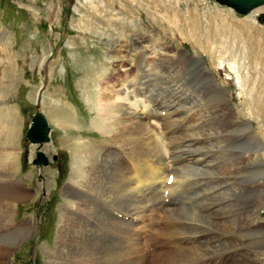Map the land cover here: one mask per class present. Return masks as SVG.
I'll return each instance as SVG.
<instances>
[{"label": "rangeland", "instance_id": "obj_1", "mask_svg": "<svg viewBox=\"0 0 264 264\" xmlns=\"http://www.w3.org/2000/svg\"><path fill=\"white\" fill-rule=\"evenodd\" d=\"M217 10L220 12L218 16ZM263 13L264 5L248 14H241L217 0H0V74H4L8 81L1 87V100L4 102L8 97L9 104L17 107L20 117L17 136L20 164L18 163L16 177L24 186L30 187L28 189L31 193L29 199L17 201L14 223L21 226L24 221H29L33 226L31 233L22 241L14 243L8 254L0 257V264H49L48 254L52 248H56L58 242L62 213L60 208L64 202L62 189L70 179L73 152L79 147V141L102 145L103 140L107 139V135L100 132L92 121L96 112L95 105L100 97V84L103 87L108 81L119 85L122 81L125 82V78H136L132 83L136 89L135 85L140 80L148 81L143 89L155 104L175 86L181 91L188 90V93L199 91L196 93L200 94L199 103L196 101L199 109L206 101V106L209 105L211 99L208 86L204 80L201 82L202 74L207 73L214 75L215 83L228 92V109L234 111L237 108L241 113V110H245V104L242 100L240 74L250 76L247 84L251 87L254 82V92H264ZM191 28H200L205 34L199 38L201 45L198 40L180 34V31H184L189 35ZM232 32H238V41L235 44ZM240 36L243 38L241 41ZM39 110L46 115L51 128L49 142L42 145L33 144L26 134L32 118ZM263 114L261 112L256 119L250 118L251 130L258 141L252 152L254 159L250 162L255 163L252 167L255 169L253 174L262 183V187L257 188L259 203L253 219L246 222L254 221L249 226L243 221V229L233 227L236 231L232 230L233 233H230L219 223L224 221V216L233 215L232 209L245 206L246 210V206L249 209L253 205L250 200H246L248 190L242 191V197H237L233 195V190H228V195L225 193L224 196L229 197L222 198L219 202L210 196L216 192L217 187L214 184V190L206 191L207 193L202 190L210 184L208 182L211 179H217L215 174L205 169L179 170L178 173L174 170V173H168L169 177L165 182L168 186L165 189L156 188V195L159 194V201H156L158 198L152 195L150 189L151 185L157 184L150 179H154V174L157 173L156 169H150L157 167L156 162L147 161L138 170L140 180L146 179L144 193L148 195L151 203L171 202L172 207L185 206L181 219H185L192 227L188 234L183 232L178 237L192 243L202 239L201 235L219 237V242L222 243L229 236L230 242L233 237V246L232 243L228 245L229 249L233 247L231 251H225L227 245L206 248L209 254L225 257L216 264H250L248 258L251 259V264H264ZM164 116L162 112L160 118H149L145 122L146 127L153 132L155 130L156 135L159 133L161 136L158 137L168 145L172 136L179 135L180 121L170 123L167 130V125L160 123ZM238 119L248 120L243 115L236 117L234 121ZM152 125L155 126L154 129ZM220 127L222 125L218 123L217 128L212 127L205 134L215 133L214 130H219ZM208 136L211 139L204 146L219 143L222 145L226 139L229 141L226 134H216L217 138L215 134ZM233 145L230 146L231 149ZM222 148L226 156H229L226 147ZM239 149L236 150L237 156L243 154V150ZM39 150L48 156L47 165L33 163ZM111 155L113 157L105 158L104 167L113 166L112 163L118 159L117 155ZM119 158L122 160L121 156ZM148 159L151 160L149 157ZM231 159H234V155ZM243 164L246 166L247 162L244 161ZM135 175L137 174L133 172L132 176ZM171 176L173 180L174 176L180 178L178 182L181 185L171 187ZM247 180L251 182L249 178ZM209 201L216 204L218 202L221 207L230 203L224 209L227 215L222 211L216 212L217 215L214 216L206 215L208 211L203 208L209 205ZM153 212L159 218L158 230L150 228L153 231H149L146 226L152 218L149 214L136 225L145 226V231L138 233L144 238L147 249V261L144 260L142 264H182L171 260L174 257L169 254L176 251L163 234V229L166 230L165 211ZM230 218L238 220L239 217L232 216L228 219ZM235 222L233 223L236 225ZM247 229L257 233L255 243L258 249L252 250L248 245ZM6 241L14 242L11 239ZM253 257L255 260H252ZM233 259L236 261L231 263Z\"/></svg>", "mask_w": 264, "mask_h": 264}, {"label": "bare ground", "instance_id": "obj_2", "mask_svg": "<svg viewBox=\"0 0 264 264\" xmlns=\"http://www.w3.org/2000/svg\"><path fill=\"white\" fill-rule=\"evenodd\" d=\"M216 14L218 16L220 12L217 10ZM222 16L221 14L220 17ZM180 34L198 40L199 45H201V39L199 38L205 35L200 28H191L189 35L184 31H180ZM232 35L235 44L238 41V32H232ZM239 38V41L243 40L241 36ZM185 58L188 59L187 55H185ZM200 62L203 63L202 60ZM202 75L201 82L204 80L205 85L208 86L207 90L211 93V99L209 105L206 106L208 104L206 101V104L201 105L199 109L197 108L200 94H196L199 91L188 93V90H179L178 86H175L159 102H157L158 99L156 104L151 101L150 96L148 97L145 94L143 85H148V81L145 80H140L135 85L137 90L132 86L136 78L127 80L125 78V82L122 81L119 85L106 81L105 86L102 87L101 84L98 86L100 97L95 105L96 112L92 121L100 132L107 135V139L103 140L104 144L102 145L91 141L88 143L79 141V147L77 146L78 148L73 152L70 179L62 189L64 202L60 208L62 213L58 228L59 234H57L58 242L55 243L56 248H52L48 254L49 264H142L147 258V249L146 244L143 242L144 238L138 233L144 230L145 226L139 227V225H136L140 219H144V216L149 214L152 218L146 226L149 227V231H153L150 228L158 230L160 227L159 218L155 216L154 210L162 213L165 211L164 223L166 224V230L163 229V234H165L166 241L174 246L176 251L169 253L174 257V259H171L174 262L182 264H216L218 260L225 257L220 254L217 256L209 254L210 252L206 251L207 247L214 246L217 248L227 245L225 251L232 250L233 247L230 249L228 247L234 241L232 236L230 242L229 236L224 243L219 242V237L215 236L201 235L202 239L198 240L197 243L178 237L183 232L188 234L189 228L192 227L185 219H181L185 206L172 207L171 202L167 204L161 202L151 203L148 195L144 193V181L146 179L140 180L141 177L138 173L139 168L143 167L144 164L146 165L147 161L149 163L156 162L157 167H151L150 169H156L157 173L154 174V179H150L155 180L157 184L151 185L150 189L152 195L158 198L156 201H159L156 188L160 187L162 189L168 186L165 185L169 177L168 173L174 170L178 173L179 170L204 171L205 169V171L215 174L217 179H211L208 182L210 184L202 189L203 192L217 187L216 192H212L213 194L210 196L220 202L223 200L222 198L229 197L224 196L228 190H233V195L237 197H242V191L247 192L248 190L246 200H250L253 204L249 209L246 206V210H244L245 206L244 208L232 209V216L239 217L238 220L233 218L237 226L233 223L234 221L232 222L233 219H228L232 216H224V221H221L219 225L222 224L227 232L233 233L236 231L233 227L243 229V221L253 219L252 216L255 214L259 203L257 188H261L262 183L253 174L255 169L253 170L252 167L255 163L250 162L254 159L252 152L258 142L255 133L251 130L252 122L250 118H259V114L264 113V92L261 91L259 94L254 92V90L256 91L254 82L251 87L247 84L250 76L240 74V85L243 87L241 94L245 110H241L240 113L235 108L232 111L226 106V101L229 98L228 92L215 83L214 75L207 73ZM6 82L8 81H6L4 74H0V257L8 254L12 249V245L22 241L33 229L29 221H24L21 226L14 223L17 201L29 199L31 193L28 189L30 187L24 186L20 179L16 177L19 163L17 136L20 117L17 107L14 104H9L8 97L5 98L4 102L1 100V97H3L1 87ZM186 104H190V106ZM162 112L165 116L159 122L165 126L167 125V130L170 123L180 121L178 126L180 127V133L172 136L170 138L172 141L168 145L164 143L165 141H162L161 137H158V135L161 136L159 133L156 135L155 130L153 132L148 129L145 122L149 118H160ZM241 115L247 117L248 120L238 119L234 121L236 117L239 118ZM218 123L222 127L219 130H214L215 133L209 132L207 135L215 134L216 137V134H226L229 141L227 142L226 139L222 145L216 142L217 145L204 146L206 141L211 139V137H207L205 132L212 127L217 128ZM154 128L155 126L152 129ZM218 137L220 138V136ZM44 143L46 142L36 143V145ZM166 145L172 148L167 149ZM231 145H233L232 149L230 148ZM244 145H246V148H244ZM222 147H226L229 156H226ZM239 148L243 150V154L240 152L241 154L237 156L236 150L239 151ZM111 154L117 155L118 159L117 156L114 157L117 160L114 159L113 166L104 167L105 158L107 156L113 157ZM232 155H234L233 160L231 159ZM244 161L247 162L246 166L243 164ZM133 172L137 175L132 176ZM175 176L174 180L172 176L169 178H172L173 181L171 187L181 185L178 182L180 178ZM136 183L138 185H135ZM140 183L142 186H140ZM212 184H214V187H212ZM226 194L228 195V193ZM207 200H209L208 197ZM210 201L209 205L203 208L204 211H208L206 215L214 216L220 211L224 215L226 214L224 209L230 203L221 207L218 202L216 204L215 201ZM252 222L246 223L248 225ZM232 230L233 232H231ZM247 230L248 245L251 246V249H258L255 243L257 233L253 230ZM177 231H179V234ZM6 239H11L14 242H8ZM229 256H232V254ZM252 260H255L254 257ZM235 261L236 259H233L231 263ZM250 261L251 259L248 258V262L251 264L252 261Z\"/></svg>", "mask_w": 264, "mask_h": 264}, {"label": "water", "instance_id": "obj_3", "mask_svg": "<svg viewBox=\"0 0 264 264\" xmlns=\"http://www.w3.org/2000/svg\"><path fill=\"white\" fill-rule=\"evenodd\" d=\"M219 3L234 8L241 14H248L255 8L264 5V0H217ZM264 21V14L261 16ZM50 124L48 118L41 112L37 111L32 118L31 124L27 130V137L33 143H43L50 140ZM34 164L49 163V158L46 154L39 150L36 153V158L33 159Z\"/></svg>", "mask_w": 264, "mask_h": 264}]
</instances>
